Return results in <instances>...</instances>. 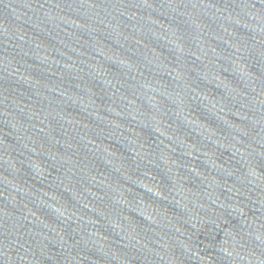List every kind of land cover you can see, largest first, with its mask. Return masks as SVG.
<instances>
[{
    "label": "water",
    "instance_id": "obj_1",
    "mask_svg": "<svg viewBox=\"0 0 264 264\" xmlns=\"http://www.w3.org/2000/svg\"><path fill=\"white\" fill-rule=\"evenodd\" d=\"M0 264H264V0H0Z\"/></svg>",
    "mask_w": 264,
    "mask_h": 264
}]
</instances>
